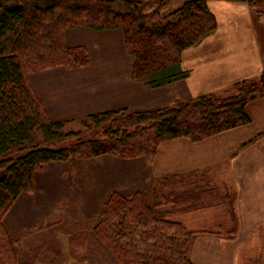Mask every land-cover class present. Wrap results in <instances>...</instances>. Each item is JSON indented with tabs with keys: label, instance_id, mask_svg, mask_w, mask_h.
<instances>
[{
	"label": "trees",
	"instance_id": "1",
	"mask_svg": "<svg viewBox=\"0 0 264 264\" xmlns=\"http://www.w3.org/2000/svg\"><path fill=\"white\" fill-rule=\"evenodd\" d=\"M0 0V264L20 260L18 242L4 218L20 195L33 193L35 174L51 162H76L112 155L155 162L160 145L176 138L200 142L251 122L247 106L264 96V70L223 93H210L146 111L110 110L77 120L84 130H67L53 120L30 75L56 67L90 63L87 47H68L70 28L121 29L134 57L132 77L151 88L189 77L183 52L216 30L210 0ZM247 4L256 20L264 0ZM229 196L213 185L209 169L170 174L152 189L131 197L111 194L86 236L88 260L110 264H194L192 251L202 231H191L179 215L227 206ZM77 229V228H76ZM96 259V258H95Z\"/></svg>",
	"mask_w": 264,
	"mask_h": 264
},
{
	"label": "crops",
	"instance_id": "2",
	"mask_svg": "<svg viewBox=\"0 0 264 264\" xmlns=\"http://www.w3.org/2000/svg\"><path fill=\"white\" fill-rule=\"evenodd\" d=\"M208 7L218 25L199 45L183 52L182 68L190 72L185 80L151 88L132 77L134 57L127 51L121 29L77 27L66 31V44L87 47L89 65L39 71L30 75L31 84L53 120L73 124L104 111L153 110L171 106L177 100L223 93L240 81L257 77L264 70V54L258 36L259 24L251 8L245 3L224 0H210ZM110 45L116 46L113 54L104 51ZM122 55L125 58L117 57ZM246 111L251 120L247 125L200 142L189 138L163 142L151 165L143 157L123 160L102 155L89 161L51 162L44 170L62 169L64 175L73 178L91 167H81L78 172L83 162L95 163L100 171L94 175L96 184L107 186L112 181H122L108 195L106 203L111 194H123L130 186H140L134 195L152 189L156 180L165 175L209 169L213 185L229 196V204L197 211L207 229L191 230L205 232L195 242L194 264H264V96L249 103ZM65 164L71 171L66 170ZM113 166L122 172H114ZM27 195L34 193H24L19 198ZM59 210L58 231L64 224L63 216L67 215L64 208ZM96 215L91 217L90 224ZM90 224L76 219L69 234L79 225Z\"/></svg>",
	"mask_w": 264,
	"mask_h": 264
},
{
	"label": "rangeland",
	"instance_id": "3",
	"mask_svg": "<svg viewBox=\"0 0 264 264\" xmlns=\"http://www.w3.org/2000/svg\"><path fill=\"white\" fill-rule=\"evenodd\" d=\"M154 1L146 0L148 5H152ZM179 2L173 0L169 4V10L175 9ZM256 21L259 24L258 36L264 54V14ZM114 49L116 46L104 47L107 54H113ZM117 57L125 58L124 55ZM67 130L81 131L84 127L76 122L68 125ZM88 161L78 167V172L81 167H91L84 169L81 175L72 176L73 178L69 174L64 175L62 169L40 171L42 173H37L35 177L34 196H22L8 211L4 224L18 242L20 260L36 257L34 264H103L99 262L98 257L94 258V262L88 260L91 258L88 251L90 236H86L91 227L89 221L93 215L102 212L108 195L117 190L122 181H112L107 186L96 184L94 175L100 171L95 167V163H87ZM63 166L71 171L68 164ZM113 169L116 173L122 172L114 166ZM215 184L218 185L217 180ZM138 187L140 186H130L122 193L131 197ZM59 206L67 212V215L63 216L64 224L60 231L59 222H56L59 218L57 214L60 213ZM76 219L84 220L90 225H79L69 234L71 224ZM174 220L184 223L189 230L207 229L199 212L179 215Z\"/></svg>",
	"mask_w": 264,
	"mask_h": 264
}]
</instances>
